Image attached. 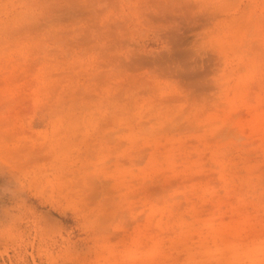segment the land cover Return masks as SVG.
I'll use <instances>...</instances> for the list:
<instances>
[{
	"label": "rangeland",
	"instance_id": "obj_1",
	"mask_svg": "<svg viewBox=\"0 0 264 264\" xmlns=\"http://www.w3.org/2000/svg\"><path fill=\"white\" fill-rule=\"evenodd\" d=\"M0 264H264V0H0Z\"/></svg>",
	"mask_w": 264,
	"mask_h": 264
}]
</instances>
